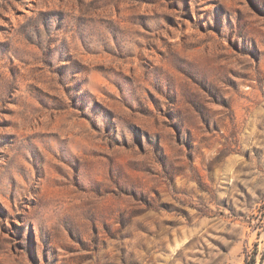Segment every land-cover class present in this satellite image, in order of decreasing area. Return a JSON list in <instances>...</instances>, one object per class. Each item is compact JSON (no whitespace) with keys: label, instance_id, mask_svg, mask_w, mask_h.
<instances>
[{"label":"rangeland","instance_id":"rangeland-1","mask_svg":"<svg viewBox=\"0 0 264 264\" xmlns=\"http://www.w3.org/2000/svg\"><path fill=\"white\" fill-rule=\"evenodd\" d=\"M0 264H264V0H0Z\"/></svg>","mask_w":264,"mask_h":264}]
</instances>
